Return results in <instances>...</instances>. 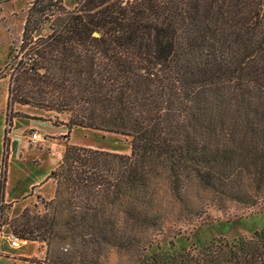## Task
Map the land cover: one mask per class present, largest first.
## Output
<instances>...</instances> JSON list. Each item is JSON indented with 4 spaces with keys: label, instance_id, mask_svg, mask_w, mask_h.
Listing matches in <instances>:
<instances>
[{
    "label": "trees",
    "instance_id": "obj_1",
    "mask_svg": "<svg viewBox=\"0 0 264 264\" xmlns=\"http://www.w3.org/2000/svg\"><path fill=\"white\" fill-rule=\"evenodd\" d=\"M18 42L5 127L29 118L17 104L131 141L128 155L65 145L43 213L7 222L40 243V263L25 262L264 264V227L162 248L152 185L162 170L177 195L193 179L264 210V0H29Z\"/></svg>",
    "mask_w": 264,
    "mask_h": 264
},
{
    "label": "rangeland",
    "instance_id": "obj_2",
    "mask_svg": "<svg viewBox=\"0 0 264 264\" xmlns=\"http://www.w3.org/2000/svg\"><path fill=\"white\" fill-rule=\"evenodd\" d=\"M29 0H14L0 6V144L8 146L5 172L0 145V183L3 197L0 201L2 218L7 222H25L43 213V201L51 200L54 184L47 176L58 166L65 145L97 149L119 155L130 153L131 141L127 136L99 130L72 127L67 129V113L43 111L33 107L13 106L29 118L15 117L11 126L5 127L7 110L8 75L3 68L9 61V47L18 45L23 29V17ZM40 135L41 141H30L32 133ZM155 178L154 215L163 224L162 235L156 238L162 248L172 243L175 250L199 248L213 239L232 241L238 237L248 238L253 231L264 227V210L257 206L245 209L241 205L226 202L222 205L209 190H204L193 179L184 184L177 195L171 191L167 175L160 170ZM26 211V215L24 214ZM33 221V220H32ZM40 243L26 241L13 249L10 241L0 243V264H28L24 260L40 263L43 252ZM41 250V249H40ZM24 259V260H23Z\"/></svg>",
    "mask_w": 264,
    "mask_h": 264
},
{
    "label": "built area",
    "instance_id": "obj_3",
    "mask_svg": "<svg viewBox=\"0 0 264 264\" xmlns=\"http://www.w3.org/2000/svg\"><path fill=\"white\" fill-rule=\"evenodd\" d=\"M40 135L36 134L35 132L32 133L30 137V141L33 142L34 144L39 143L41 141ZM1 206V204H0ZM3 239L9 240L10 241V246L13 249H19V243H24L23 241L18 240L16 235L10 230L8 227L7 221H5L2 218V213L0 209V243L3 241ZM2 251L0 250V257L2 256Z\"/></svg>",
    "mask_w": 264,
    "mask_h": 264
},
{
    "label": "crops",
    "instance_id": "obj_4",
    "mask_svg": "<svg viewBox=\"0 0 264 264\" xmlns=\"http://www.w3.org/2000/svg\"><path fill=\"white\" fill-rule=\"evenodd\" d=\"M1 145V147L3 148V145L2 144H0Z\"/></svg>",
    "mask_w": 264,
    "mask_h": 264
}]
</instances>
